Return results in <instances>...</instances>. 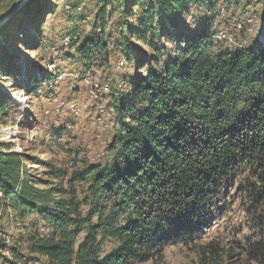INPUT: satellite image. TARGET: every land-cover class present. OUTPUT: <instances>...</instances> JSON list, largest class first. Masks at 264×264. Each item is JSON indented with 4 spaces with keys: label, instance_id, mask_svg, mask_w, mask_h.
Wrapping results in <instances>:
<instances>
[{
    "label": "trees",
    "instance_id": "1",
    "mask_svg": "<svg viewBox=\"0 0 264 264\" xmlns=\"http://www.w3.org/2000/svg\"><path fill=\"white\" fill-rule=\"evenodd\" d=\"M52 1L26 4L25 11L36 9L38 38L43 18L53 13ZM64 1L71 11L81 9L80 0ZM114 1L121 2L126 18L130 1L104 3ZM140 2L148 5L138 23L148 27L152 22L147 18L157 10L153 2L168 19L190 3L210 1L131 3L139 7ZM23 14L7 21L0 35L19 28ZM176 25V20L170 21L172 32L156 29L150 39L141 35L151 54L142 65H135L147 71L135 75L128 94L116 106L120 122L109 146L112 159L105 165L90 166L74 178L75 183H88L85 203L76 199L74 183L69 184V194L62 189H41L39 181L24 175L23 154L0 152V222L5 219L17 226L14 230L20 241L27 234L36 255L52 264L152 260L166 245L191 239L224 185L232 184L247 169L254 182L244 186L255 207L252 221L260 230L258 241L249 245V254L264 264V47L210 54L206 50L211 37L197 35L167 52L164 44L157 45V39L172 41ZM127 33L138 30L128 26ZM17 40L25 46L40 44L37 39L33 44ZM101 43L97 35L80 43L78 52L104 49ZM38 82L32 79L31 85ZM82 204L87 205L85 213L80 211ZM32 215L37 218L30 229L26 217ZM5 237L0 225L2 252ZM109 241L115 246L105 253L103 246ZM13 250L9 253L16 259Z\"/></svg>",
    "mask_w": 264,
    "mask_h": 264
},
{
    "label": "rangeland",
    "instance_id": "2",
    "mask_svg": "<svg viewBox=\"0 0 264 264\" xmlns=\"http://www.w3.org/2000/svg\"><path fill=\"white\" fill-rule=\"evenodd\" d=\"M18 1L0 0V18ZM104 1L80 0L81 9L72 11L64 0L49 2L53 13L39 26L41 38L33 6L32 12L23 11L19 28L0 35V107H4L0 111V152L23 154L24 175L39 181L41 189H62L69 194V184L74 183L72 189L81 202L88 195V183L77 179L75 183L74 178L88 167L112 159L109 146L120 122L116 106L128 94L135 75L147 71L135 67L151 54L141 40L143 33L150 39L156 29L172 32L170 21L176 20L173 40L164 43L157 39V45L164 44L167 52L197 35L211 37L206 50L210 54L264 47V0L194 2L168 19L153 2L157 10L147 18L152 22L149 28L138 23L145 16L147 2L135 7L129 0L124 18L121 2L105 5ZM132 25L138 33L130 35L127 27ZM97 35L104 49L78 52L80 43ZM17 38L24 43L37 39L40 44L25 46ZM32 79L39 81L36 86L31 85ZM248 181L253 183L254 178L245 169L232 184L224 185L191 239L174 241L152 260L131 264H261L249 254V245L258 241L260 230L252 221L255 207L245 189ZM80 211L85 213L87 205L82 204ZM36 218L26 217L30 229ZM0 225L6 233L0 264H52L31 251L27 234L19 240L17 226L5 219ZM113 246V241L105 243L104 252ZM11 249L16 259L9 253Z\"/></svg>",
    "mask_w": 264,
    "mask_h": 264
},
{
    "label": "water",
    "instance_id": "3",
    "mask_svg": "<svg viewBox=\"0 0 264 264\" xmlns=\"http://www.w3.org/2000/svg\"><path fill=\"white\" fill-rule=\"evenodd\" d=\"M32 0H19L15 3L1 18H0V28L7 22L11 16L21 14L25 10L26 4Z\"/></svg>",
    "mask_w": 264,
    "mask_h": 264
},
{
    "label": "bare ground",
    "instance_id": "4",
    "mask_svg": "<svg viewBox=\"0 0 264 264\" xmlns=\"http://www.w3.org/2000/svg\"><path fill=\"white\" fill-rule=\"evenodd\" d=\"M70 40V37H68V39H64V43L68 44ZM54 68L53 64H51V70ZM56 70V69H55ZM94 93V92H93Z\"/></svg>",
    "mask_w": 264,
    "mask_h": 264
}]
</instances>
